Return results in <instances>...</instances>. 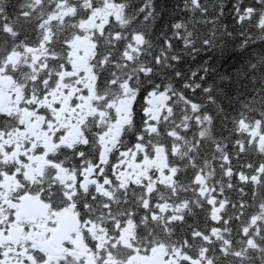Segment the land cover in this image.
<instances>
[{"label": "snow or ice", "instance_id": "1", "mask_svg": "<svg viewBox=\"0 0 264 264\" xmlns=\"http://www.w3.org/2000/svg\"><path fill=\"white\" fill-rule=\"evenodd\" d=\"M0 264H264V0H0Z\"/></svg>", "mask_w": 264, "mask_h": 264}]
</instances>
